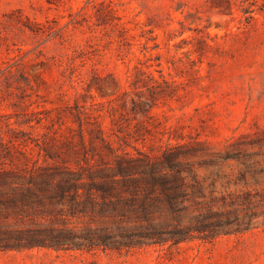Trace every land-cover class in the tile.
Masks as SVG:
<instances>
[{
    "label": "rangeland",
    "instance_id": "obj_1",
    "mask_svg": "<svg viewBox=\"0 0 264 264\" xmlns=\"http://www.w3.org/2000/svg\"><path fill=\"white\" fill-rule=\"evenodd\" d=\"M0 264H264V0H0Z\"/></svg>",
    "mask_w": 264,
    "mask_h": 264
},
{
    "label": "trees",
    "instance_id": "obj_2",
    "mask_svg": "<svg viewBox=\"0 0 264 264\" xmlns=\"http://www.w3.org/2000/svg\"><path fill=\"white\" fill-rule=\"evenodd\" d=\"M164 79H165V78H164ZM158 83H160V82H158ZM141 102H142V106H144V105L146 104V101H141ZM136 103H137V102H136ZM119 166H120V169H121L120 171H122V172H123V171H126V169H127V168H126V165H124L123 163H121ZM122 172H120V173H122ZM50 239H51V238H50ZM59 240H60L59 238H55L54 241H56V242H54V244H52V245H60V244H56V243H60Z\"/></svg>",
    "mask_w": 264,
    "mask_h": 264
}]
</instances>
